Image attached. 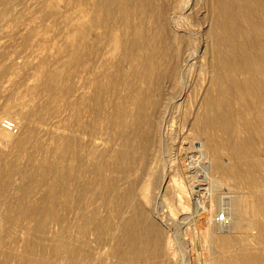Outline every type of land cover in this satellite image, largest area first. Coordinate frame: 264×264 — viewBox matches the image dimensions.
Here are the masks:
<instances>
[{
  "label": "rangeland",
  "instance_id": "1",
  "mask_svg": "<svg viewBox=\"0 0 264 264\" xmlns=\"http://www.w3.org/2000/svg\"><path fill=\"white\" fill-rule=\"evenodd\" d=\"M231 18L252 35L264 1L0 0V264H264V74L250 92L237 71L240 103L207 64ZM204 142L224 168L202 171ZM187 172L211 191L199 215ZM235 196L227 240L213 219Z\"/></svg>",
  "mask_w": 264,
  "mask_h": 264
},
{
  "label": "bare ground",
  "instance_id": "2",
  "mask_svg": "<svg viewBox=\"0 0 264 264\" xmlns=\"http://www.w3.org/2000/svg\"><path fill=\"white\" fill-rule=\"evenodd\" d=\"M264 1V0H263ZM241 7L237 9V14L240 15L241 13ZM95 14V13H94ZM89 15L87 17L86 21V25H92L93 23H95V20L97 19L95 15ZM244 18V17H243ZM90 27V26H88ZM250 31H252V35L251 34H246L245 30L243 29V26H241L238 22H236L233 18L228 19L226 21H223L220 24V31L217 35L218 38V42L220 44V46L218 47V52H217V61L218 63L214 62L213 60L210 61V64H208L209 71L211 72V82L212 85H214L215 87H217L219 90L222 91H226V87H227V82L225 80H229V83L231 85L232 90L235 89V97L236 99L241 103L243 100V96L241 93V87L240 85L237 83L236 81V74L237 71L241 70L244 73H248V76H246V78L244 79V83L246 85V89L248 91H252L253 92V87H252V81L256 82L258 81L257 78L254 79V74L257 72L260 74H264L262 66L259 62L258 58L264 59V27L261 25V23L252 20L249 25H248ZM80 32L84 35L86 34L85 31V26H80ZM87 29V28H86ZM136 36V34H135ZM113 42V41H112ZM113 43H117V40H115ZM135 41H133V38L130 40V46L131 48L133 46H135ZM224 47H223V46ZM252 47V48H251ZM151 48V47H149ZM251 48V49H250ZM148 49V48H146ZM252 49H255V52L258 53L260 56H257L253 53ZM150 51V50H148ZM152 51V50H151ZM149 54V53H146ZM83 55V54H82ZM81 56V55H80ZM150 56V55H149ZM152 57V56H151ZM150 57V58H151ZM148 58V57H147ZM136 60V59H135ZM145 60V58H144ZM150 62V61H149ZM80 63V62H79ZM150 65V64H149ZM220 68L223 72L224 77L221 78L219 76H216L214 74V70L216 68ZM145 68V67H144ZM153 68V67H152ZM146 72V71H145ZM254 73V74H253ZM249 74H252L249 75ZM152 75V74H151ZM257 83V82H256ZM244 85V84H243ZM248 85V86H247ZM211 87V86H210ZM209 87V88H210ZM128 88V92H130V97H128V104L129 107L130 106H136L138 105L139 108L142 107L141 106V98L136 97V92H134L135 87H134V83L130 80L128 82L127 85ZM208 88V89H209ZM257 88V87H256ZM208 91V90H207ZM211 91V90H209ZM138 92V91H137ZM212 93V92H211ZM210 93V94H211ZM225 94V93H224ZM212 96V95H211ZM223 96V95H222ZM225 97V95H224ZM219 98V97H218ZM226 99V98H225ZM153 103L155 104V102L153 101ZM207 105L208 106H212V99L209 97L207 99ZM227 103V102H226ZM216 104V102H215ZM244 104V103H243ZM156 105V104H155ZM220 106V105H219ZM260 106H263V102H261ZM155 107V106H154ZM153 107V108H154ZM245 107V106H244ZM221 108V107H220ZM133 107H131V117L135 118V112L134 110H132ZM136 109V108H135ZM214 109V108H213ZM264 110V109H263ZM208 111V110H207ZM217 111V110H216ZM248 112V110H247ZM264 113V111H262ZM238 114H240L239 112H237ZM236 113V114H237ZM234 114V113H233ZM216 115V113H215ZM245 115V114H244ZM218 122L221 124L222 128L226 126V120L228 115L223 112V113H219L218 115ZM246 116V115H245ZM137 117V116H136ZM208 117H211V113L210 116L208 113H206V115L203 117L204 122L207 123V119ZM259 119L260 115H259ZM258 119V120H259ZM148 120V118H147ZM196 120V119H195ZM215 120V119H214ZM202 121V120H201ZM213 121V120H212ZM197 123V122H196ZM203 123V122H201ZM209 124V123H208ZM203 125V124H202ZM5 129L9 130V127L6 125L5 121L3 122V125ZM205 128V127H203ZM208 129V128H207ZM9 131H4L3 129L0 128V136L3 137H8L10 136L11 133ZM234 131V129L232 130ZM204 132V131H203ZM208 133V131H206ZM237 132V131H236ZM211 135V134H209ZM207 139V138H206ZM210 139V138H209ZM211 140V139H210ZM207 141V140H206ZM212 142V141H211ZM212 145H210V143H206L204 142V148H206V151L208 154H210L209 159L202 162L201 163V167L203 168L202 171H204L205 173H208L209 171H211L214 167L215 168H221L223 167V162L219 159H213L211 157V153L213 154V150H212ZM244 147V142L242 144H238L237 147L235 148H241ZM215 150V149H214ZM213 151V152H212ZM215 153V152H214ZM247 153V152H246ZM214 156V155H213ZM253 162V161H252ZM256 163V162H255ZM256 166H259V163H257ZM187 168V167H186ZM224 168V167H223ZM189 170V169H188ZM191 171V170H190ZM188 173V172H187ZM189 174V173H188ZM190 175V174H189ZM199 174H194L192 173L190 175V177L192 176V178H194L193 180L191 179V181H193L192 184L193 185V197H194V201L196 204V213L202 214L203 212H206V207H205V203L203 200V197L207 196V194L209 193V196H211V191H201L202 188H198L196 189L198 180L196 179L198 177ZM189 177V176H188ZM249 179H251L252 177L248 174ZM250 192V191H249ZM238 194V193H237ZM235 196V200H231L233 201L232 204L233 205H228L224 207V211L227 213L228 215V223L226 224H222V223H217L215 221V219H213L215 225H218L219 228H217L219 231H224V232H228L225 236L227 237V235L230 232H235L238 229H241V227H243L241 220V214H242V208L239 205V202L241 201V197H237ZM231 199H233L231 197ZM235 202V203H234ZM244 209V208H243ZM42 218V217H41ZM92 220V219H91ZM91 222V221H90ZM244 222V221H243ZM89 225V222H87ZM256 223V222H255ZM43 224H41L42 226ZM87 225V226H88ZM92 225V224H91ZM81 226V225H80ZM80 226L78 228H80ZM256 226V225H255ZM84 226L82 225V228ZM253 228H257V229H261L262 225L261 224H257V227H251V229ZM85 229V228H84ZM243 230V229H242ZM183 232V231H182ZM186 234L184 233V236ZM129 236V235H128ZM229 236V235H228ZM221 237V236H220ZM126 238V237H125ZM222 238V237H221ZM224 238V237H223ZM228 240V237L226 238ZM131 240V239H130ZM225 240V239H224ZM226 240V241H227ZM134 241V240H133ZM154 241V240H153ZM117 242V241H116ZM122 242V241H121ZM127 243V241H125ZM129 242V241H128ZM115 247V246H114ZM118 247V246H117ZM71 248H68V250H70ZM114 249V248H112ZM230 263L232 264H254L257 261V258L255 256L252 255H247L246 257H234V258H230L229 259Z\"/></svg>",
  "mask_w": 264,
  "mask_h": 264
},
{
  "label": "built area",
  "instance_id": "3",
  "mask_svg": "<svg viewBox=\"0 0 264 264\" xmlns=\"http://www.w3.org/2000/svg\"><path fill=\"white\" fill-rule=\"evenodd\" d=\"M5 123L6 125L9 127V130H14L15 131V128H16V124L14 121L10 120V119H7L5 120ZM215 221L217 223H222V224H226L228 223L229 219H228V215L226 212H222L220 214H217L215 216Z\"/></svg>",
  "mask_w": 264,
  "mask_h": 264
}]
</instances>
